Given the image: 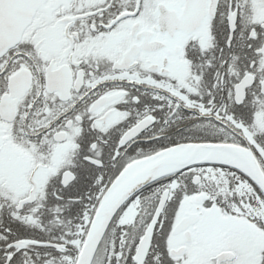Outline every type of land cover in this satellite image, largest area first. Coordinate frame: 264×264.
<instances>
[{
	"label": "snow or ice",
	"instance_id": "1",
	"mask_svg": "<svg viewBox=\"0 0 264 264\" xmlns=\"http://www.w3.org/2000/svg\"><path fill=\"white\" fill-rule=\"evenodd\" d=\"M0 264H264V0H0Z\"/></svg>",
	"mask_w": 264,
	"mask_h": 264
}]
</instances>
